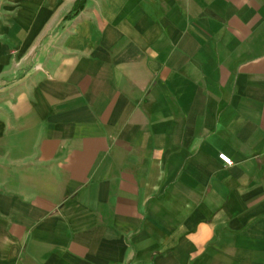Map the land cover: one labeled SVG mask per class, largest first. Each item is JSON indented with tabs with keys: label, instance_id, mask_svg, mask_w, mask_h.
<instances>
[{
	"label": "crops",
	"instance_id": "1",
	"mask_svg": "<svg viewBox=\"0 0 264 264\" xmlns=\"http://www.w3.org/2000/svg\"><path fill=\"white\" fill-rule=\"evenodd\" d=\"M80 2L0 0V264H264V0Z\"/></svg>",
	"mask_w": 264,
	"mask_h": 264
},
{
	"label": "built area",
	"instance_id": "2",
	"mask_svg": "<svg viewBox=\"0 0 264 264\" xmlns=\"http://www.w3.org/2000/svg\"><path fill=\"white\" fill-rule=\"evenodd\" d=\"M219 158L226 164V165H232L233 164V160L230 156H228L225 153H222L219 155Z\"/></svg>",
	"mask_w": 264,
	"mask_h": 264
},
{
	"label": "trees",
	"instance_id": "3",
	"mask_svg": "<svg viewBox=\"0 0 264 264\" xmlns=\"http://www.w3.org/2000/svg\"><path fill=\"white\" fill-rule=\"evenodd\" d=\"M83 2H84V0H82V2H80V4L78 3L76 5V7L74 9V13L78 12L81 9V6L84 4Z\"/></svg>",
	"mask_w": 264,
	"mask_h": 264
}]
</instances>
